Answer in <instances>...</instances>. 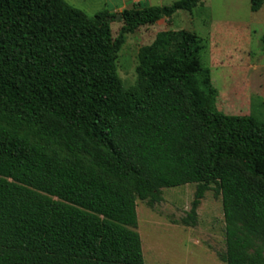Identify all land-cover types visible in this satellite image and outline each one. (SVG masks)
Here are the masks:
<instances>
[{"label": "trees", "instance_id": "1", "mask_svg": "<svg viewBox=\"0 0 264 264\" xmlns=\"http://www.w3.org/2000/svg\"><path fill=\"white\" fill-rule=\"evenodd\" d=\"M258 11L264 0H249ZM202 0L88 17L64 0H0V264H144L136 202L195 185L221 197L224 264H264V123L217 109L198 41L138 53L125 88L126 35ZM227 109V108H225ZM232 113V112H231Z\"/></svg>", "mask_w": 264, "mask_h": 264}, {"label": "rangeland", "instance_id": "2", "mask_svg": "<svg viewBox=\"0 0 264 264\" xmlns=\"http://www.w3.org/2000/svg\"><path fill=\"white\" fill-rule=\"evenodd\" d=\"M88 17L106 11L116 17L135 4L168 6L179 0H64ZM122 26L112 19V37ZM188 40L198 41L200 62L218 93L217 109L226 115H251L264 123V2L252 12L249 0H202L191 12L138 28L126 35L117 57V73L125 88L136 82L138 53L156 43L160 52L174 54ZM227 108V109H225ZM232 112V113H231ZM195 185L162 189L153 209L137 200V232L144 264H224V219L221 197L205 193L194 227L181 224L190 210Z\"/></svg>", "mask_w": 264, "mask_h": 264}, {"label": "water", "instance_id": "3", "mask_svg": "<svg viewBox=\"0 0 264 264\" xmlns=\"http://www.w3.org/2000/svg\"><path fill=\"white\" fill-rule=\"evenodd\" d=\"M114 18H116V20H118L119 18H120V15L118 14L116 17H114Z\"/></svg>", "mask_w": 264, "mask_h": 264}]
</instances>
